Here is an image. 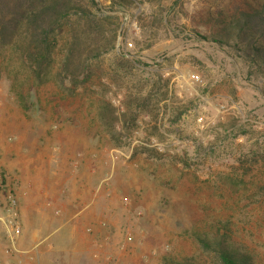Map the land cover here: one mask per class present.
I'll return each instance as SVG.
<instances>
[{"label": "rangeland", "instance_id": "1", "mask_svg": "<svg viewBox=\"0 0 264 264\" xmlns=\"http://www.w3.org/2000/svg\"><path fill=\"white\" fill-rule=\"evenodd\" d=\"M210 2L133 6L127 24L114 13L117 48L102 61L118 79L111 101L121 115L125 91L150 99L134 130L117 125L121 145L100 126L97 94L59 86L60 48L35 86L0 51V197L13 192L23 224L13 257L0 224V264H163L199 256L194 232L223 224L264 264V79L192 33ZM121 53L135 62L126 74L111 69Z\"/></svg>", "mask_w": 264, "mask_h": 264}, {"label": "trees", "instance_id": "2", "mask_svg": "<svg viewBox=\"0 0 264 264\" xmlns=\"http://www.w3.org/2000/svg\"><path fill=\"white\" fill-rule=\"evenodd\" d=\"M165 1L110 0L105 8L99 0H0V51L5 53L10 48L27 72L25 84L35 86L44 83L60 48L59 86L71 95L88 89L97 94L100 126L121 145L122 138L115 137L117 125L123 121L128 130H134L139 114L148 113L150 99L125 91L124 103L128 104H124L121 115L111 101V88L118 79L102 61L117 48L121 25L114 13L146 4L162 10ZM215 1L207 8V4L202 6L192 33L204 42L233 49L249 63L252 75L264 79V0ZM211 5L214 11L208 8ZM134 63L126 54H116L111 69L126 74ZM161 82L166 100L167 82L155 80L153 87L161 89ZM193 236L201 251L199 256H165L163 264H259L251 248L242 244L227 224L211 232H194Z\"/></svg>", "mask_w": 264, "mask_h": 264}, {"label": "built area", "instance_id": "3", "mask_svg": "<svg viewBox=\"0 0 264 264\" xmlns=\"http://www.w3.org/2000/svg\"><path fill=\"white\" fill-rule=\"evenodd\" d=\"M121 18L124 24L130 23V15L127 12L121 13ZM133 29L139 30L138 23L134 21L132 23ZM127 48L133 46L132 42H127ZM193 81H199L200 77L197 74L191 76ZM3 197H0V224L5 226L7 248L5 253L10 256H15V253H20L18 248V241L23 233V224L20 219V213L18 209V202L13 192L3 189ZM5 196V197H4ZM17 262L21 263L19 257H16Z\"/></svg>", "mask_w": 264, "mask_h": 264}, {"label": "crops", "instance_id": "4", "mask_svg": "<svg viewBox=\"0 0 264 264\" xmlns=\"http://www.w3.org/2000/svg\"><path fill=\"white\" fill-rule=\"evenodd\" d=\"M24 214V212H22Z\"/></svg>", "mask_w": 264, "mask_h": 264}]
</instances>
